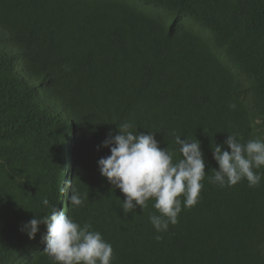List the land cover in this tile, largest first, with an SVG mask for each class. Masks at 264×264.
I'll list each match as a JSON object with an SVG mask.
<instances>
[{"label": "trees", "instance_id": "obj_1", "mask_svg": "<svg viewBox=\"0 0 264 264\" xmlns=\"http://www.w3.org/2000/svg\"><path fill=\"white\" fill-rule=\"evenodd\" d=\"M124 122L164 149L199 140L208 175L213 143L264 140V0H0V264H53L47 225L34 242L21 231L45 198L103 231L115 264H264V181L205 180L159 241L153 201L124 214L98 166ZM66 148L89 192L78 210L58 204Z\"/></svg>", "mask_w": 264, "mask_h": 264}, {"label": "clouds", "instance_id": "obj_2", "mask_svg": "<svg viewBox=\"0 0 264 264\" xmlns=\"http://www.w3.org/2000/svg\"><path fill=\"white\" fill-rule=\"evenodd\" d=\"M229 107L235 109L236 105L233 103ZM137 129L132 122L118 124V134L110 132L102 145L110 148L111 155L101 158L98 166L101 175L114 189L124 194L121 208L126 216L135 213L137 208L144 212L149 202L153 201L152 207L157 211L149 215V222L157 233L155 239L158 241L163 238L162 234L169 232L170 226L181 223L183 210L191 209L200 202L205 180L219 188L234 187L245 180L249 187L255 188L264 181V173L259 171L264 167L262 139L245 142L242 137L229 132L224 144L212 145L219 169L211 170L214 174L208 175L199 140L182 139L173 133L178 147L175 150L170 147L164 149L160 147L154 131L145 134ZM224 145L230 151L224 150ZM68 162L71 169L66 174L74 172L69 158ZM62 174L65 179L62 180L61 191L70 190L68 200L72 209L82 208L89 200V192L81 193L76 188V175L72 185L71 178ZM57 193L59 204L58 187ZM42 204L50 211L40 217L35 214L21 231L34 242L38 238L35 236L39 226L42 223L47 225V234L43 238L46 242L44 254L53 264H115V247L104 239L103 231L95 230L90 222L81 224L74 216L61 210L60 204L58 208L46 198Z\"/></svg>", "mask_w": 264, "mask_h": 264}, {"label": "bare ground", "instance_id": "obj_3", "mask_svg": "<svg viewBox=\"0 0 264 264\" xmlns=\"http://www.w3.org/2000/svg\"><path fill=\"white\" fill-rule=\"evenodd\" d=\"M19 79V78H18ZM68 147H70V146H68ZM69 148H66V151H65V153H66V159H67V163H66V166L68 165V152L70 151V150H68ZM70 160V159H69ZM67 176H69L70 178H71V180H72V182L71 181H69V182H71L72 183V185H74V177H73V173H71L70 172V175H69V173L67 174ZM66 183H67V181H66ZM61 189H62V186L60 187V191H59V193H60V195H61V199H60V202L62 201V204L63 205H67L66 203V201H67V195H65V194H67V192L68 191H65V192H62L61 191ZM71 194V193H70ZM69 203V202H68ZM68 206V205H67ZM62 210V209H61ZM67 210V209H66Z\"/></svg>", "mask_w": 264, "mask_h": 264}]
</instances>
